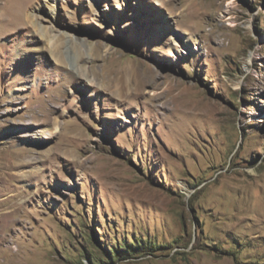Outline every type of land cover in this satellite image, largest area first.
Listing matches in <instances>:
<instances>
[{
    "label": "rangeland",
    "instance_id": "374dc122",
    "mask_svg": "<svg viewBox=\"0 0 264 264\" xmlns=\"http://www.w3.org/2000/svg\"><path fill=\"white\" fill-rule=\"evenodd\" d=\"M0 264H264V0H0Z\"/></svg>",
    "mask_w": 264,
    "mask_h": 264
},
{
    "label": "bare ground",
    "instance_id": "6f19581e",
    "mask_svg": "<svg viewBox=\"0 0 264 264\" xmlns=\"http://www.w3.org/2000/svg\"><path fill=\"white\" fill-rule=\"evenodd\" d=\"M25 4H26V2H25ZM24 7H25V5L23 4V5H20L19 7H17V8L14 9V14L16 15V19H19V20H22L23 19L24 10H25ZM33 17H34V15H29V18H33ZM32 21H34V20H32ZM39 23H37V25H38V28L41 30V35L46 38L48 44H51L52 46H54V44H55L54 42L56 40V35L47 32L46 31V27L42 26V24H39ZM57 38H59V37L57 36ZM55 47L58 48V46H55Z\"/></svg>",
    "mask_w": 264,
    "mask_h": 264
}]
</instances>
